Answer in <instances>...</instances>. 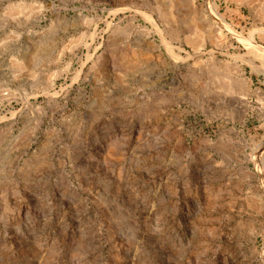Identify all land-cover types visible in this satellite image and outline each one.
I'll list each match as a JSON object with an SVG mask.
<instances>
[{
    "label": "rangeland",
    "instance_id": "374dc122",
    "mask_svg": "<svg viewBox=\"0 0 264 264\" xmlns=\"http://www.w3.org/2000/svg\"><path fill=\"white\" fill-rule=\"evenodd\" d=\"M0 264H264V0H0Z\"/></svg>",
    "mask_w": 264,
    "mask_h": 264
}]
</instances>
